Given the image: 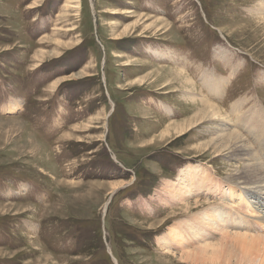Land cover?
I'll list each match as a JSON object with an SVG mask.
<instances>
[{"label": "rangeland", "instance_id": "1", "mask_svg": "<svg viewBox=\"0 0 264 264\" xmlns=\"http://www.w3.org/2000/svg\"><path fill=\"white\" fill-rule=\"evenodd\" d=\"M67 1L0 0V264H235L177 248L264 240L235 157L244 140L264 171V139L216 145L239 118L264 135V0ZM191 97L222 117L181 134ZM182 170L207 185L180 201ZM214 208L196 244L167 235Z\"/></svg>", "mask_w": 264, "mask_h": 264}, {"label": "bare ground", "instance_id": "2", "mask_svg": "<svg viewBox=\"0 0 264 264\" xmlns=\"http://www.w3.org/2000/svg\"><path fill=\"white\" fill-rule=\"evenodd\" d=\"M70 4H71V0H68L66 2V4H65V8L64 9L68 8V6ZM259 15H260V13H259ZM262 15H264V13H262ZM136 18H137L136 21H138V20H140L141 17L138 18V16H137ZM160 23L162 24L161 21H160ZM263 27H264V24H263ZM259 30H261V29H259ZM177 75H179L178 72H177ZM182 78H183L184 84L186 82H188V79H187L186 76L182 77ZM210 79H211L210 76H209V78L206 79L207 82H208L206 84L207 87H208V92L216 94V93H218L221 90V85L219 83H217V81L215 82L212 79L211 80ZM185 88L187 90H189L188 87H185ZM186 101H188V103L193 105V109L195 110V112H194L193 116L185 119V121H183L182 123H178V124H176L174 126V128H180L179 131H180L181 134L185 133V131L186 132L189 131L190 128H191L190 126H192L197 121H202L203 118H207V119L210 118L211 120L215 121L216 119L218 120L219 118L222 117V112L219 110V108L216 107L214 104L209 103V101L208 102H204V101H200V102L198 101L197 102L195 100V98H192V97H191V99L189 98ZM241 106H243V105H241ZM13 108L11 107L9 109L14 110ZM211 120H210V122H211ZM207 122H209V121H207ZM202 123L203 122H199L196 126H193V129L195 127H198V126L202 127V125H203ZM258 125L261 126V128H262V124L256 122L255 118L253 116L247 117L245 119L239 118V119H237V125L235 126V130L234 131L229 132V130H227L225 128L226 126H223L225 128V130L222 129L223 130L222 133L217 136L218 137V141H217L216 145L222 147V146H229L231 143H234L236 145L237 141L241 142V138L242 137H241V135L238 132L239 130H245L248 133L256 136L257 138H263L264 139V135L262 134L261 131H259ZM186 127H190V128H186ZM250 141L254 145H259L258 141H255V140H250ZM242 143L244 144V146L242 144V147H239L238 149H236L237 154H235L236 155L235 157L238 158V160H240V161L243 160V163H246L248 165L251 164L250 165V170L248 169L249 172L247 171V174H245V177L243 176V179L245 180V182H244L245 184L244 185L247 187L246 189H248L247 192H248V195H249V199L255 197L252 201H254V203H255L256 210L258 208L257 212H260L261 210L259 209V206L260 205L261 206L264 205V202L262 200L256 199L258 197L255 196V193L252 192L251 190H259L260 193L262 191H264V186L260 185L262 183L264 184V171H262L261 164L257 163V160L260 161L261 153L259 155L260 157L257 156L255 153L254 154L251 153V151H249L248 147L246 146L247 144H245L244 140H243ZM234 144H232V145H234ZM261 147L264 149V140L261 142ZM217 149H218V147H217ZM217 151H219V150H217ZM218 155H220V154H218ZM246 167H249V166H246ZM190 175H191V172L189 170H182L181 171V178H180L181 179V183L177 184V186H179V187H176V188L174 187L172 192L170 190H168V191H170L171 194L175 195V197L178 198L180 201L182 199L186 200L189 197V193L187 191H184L185 187H187L189 192H197V191H200V189H201V188L198 189L197 186H195V185H197L198 182H200L202 180L204 182V184L207 185L204 176H201V177L199 176V178H197L195 175H193L191 180H189ZM240 177H241V175H240ZM248 185H253V186L250 188ZM256 193H257V191H256ZM261 194H264V193H261ZM229 197L231 199L238 200L241 203L243 201H245L242 192L241 193H238V192L235 193L234 190H232V189L229 192ZM107 204H105V206H104V209H103L104 213L106 212ZM220 204H221V202H220ZM256 204H258V205H256ZM219 218H221V215L218 214L217 209L214 208V209L205 210V213H202L197 218H194L197 221L194 225L190 224L188 221H186V223H183L182 225L180 224L177 227V229L175 230V232L172 231V229L170 228L169 233L167 235L168 236L170 234L177 235L176 236L177 237L176 241H177L178 245L188 244V242H190V241L193 244H196L202 238L201 235L198 234L199 232L196 230V228L198 226H200V224H202V225L204 224L205 226L210 227L211 225H213V222H217ZM232 220L233 219L230 220V219L225 218L224 224L226 226H228L229 224L232 223ZM198 230H200V229H198ZM225 233H226L225 236L227 238L231 237V234H229L230 232L226 231ZM234 234L235 233H233V235ZM235 236H238V237H236L237 240L234 239V240H236V241L233 242L234 244H232V243H230V241H228V243H230V245H228V248H226L225 250H223V247H222L223 243L218 248H217V245L216 246L213 245L215 243H213V244L208 243V244H203V245H200V246H196L193 249L186 248V245L179 246L177 249H183L182 258L181 259H184L186 261H191L193 263L195 261L197 262L198 260H202V261H205L206 263H208V261H212L213 262V259H215V260L217 259L218 262H219V260L222 259L223 260L222 262H224V261L226 262L227 260L224 257L226 255H228V257H229V255H231V256H233L234 262H236L235 264H264V243L261 242L263 240V238H260L262 240H260V242H259L258 240H256L258 236L256 238H250V237L247 238L246 235H243V234L241 235L239 232L237 233V231H236V235ZM253 236H255V235H253ZM225 238H224V240H225V242H227V240ZM263 242H264V240H263ZM228 243H226V244H228ZM252 254H254V256H252ZM220 256L223 257V258H220ZM206 260H208V261H206ZM215 263H216V261H215Z\"/></svg>", "mask_w": 264, "mask_h": 264}]
</instances>
